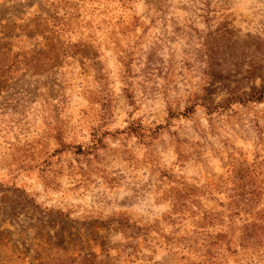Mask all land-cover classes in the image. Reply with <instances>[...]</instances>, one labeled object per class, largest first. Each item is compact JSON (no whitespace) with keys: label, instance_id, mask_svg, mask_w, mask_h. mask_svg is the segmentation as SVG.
Segmentation results:
<instances>
[{"label":"rangeland","instance_id":"obj_1","mask_svg":"<svg viewBox=\"0 0 264 264\" xmlns=\"http://www.w3.org/2000/svg\"><path fill=\"white\" fill-rule=\"evenodd\" d=\"M263 84L264 0H0V264H264Z\"/></svg>","mask_w":264,"mask_h":264},{"label":"trees","instance_id":"obj_2","mask_svg":"<svg viewBox=\"0 0 264 264\" xmlns=\"http://www.w3.org/2000/svg\"><path fill=\"white\" fill-rule=\"evenodd\" d=\"M263 93H264V84L257 91V97L254 98L253 102L261 100ZM194 105L196 106L197 104H193L191 106V108H194ZM200 106H201V104H200ZM202 106L207 111L210 110L208 108V106H209L208 103H202ZM186 109H188V108H186ZM213 109L218 111V112L224 111V109L219 107V106H216ZM247 178H248V180L251 179L249 176L243 177L241 179L243 181ZM259 196H260V193L258 191V187L253 186L252 188L247 190V194L245 195V197H241L242 199L239 200V203H245V206H247L249 208L251 205H253V208H254L255 206H257V203L259 202V199H260ZM236 210L240 214L244 215L243 216L244 218L241 220V223L243 225L242 229L249 230V231L251 230V234H244L245 236L240 237L241 242L244 243L245 240H247L246 242L250 243L251 248L256 249V250L261 248L264 245V244L263 245L261 244L262 241H264V233L262 231V230H264V214H262L263 211L260 212L261 210H259L258 212H255L254 215H252L251 212H247V209L245 210V208L243 206H238L236 208ZM249 211H250V209H249ZM245 237L247 239H245ZM257 253H259L258 250H257ZM257 253H252L250 256V259L253 262H257L258 256L261 255V254H257Z\"/></svg>","mask_w":264,"mask_h":264}]
</instances>
